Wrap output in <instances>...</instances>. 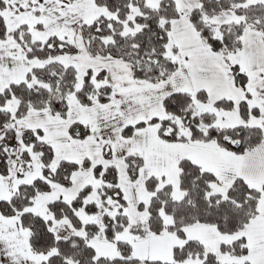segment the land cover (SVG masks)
I'll use <instances>...</instances> for the list:
<instances>
[{
    "label": "snow or ice",
    "instance_id": "snow-or-ice-1",
    "mask_svg": "<svg viewBox=\"0 0 264 264\" xmlns=\"http://www.w3.org/2000/svg\"><path fill=\"white\" fill-rule=\"evenodd\" d=\"M0 264H264V0H0Z\"/></svg>",
    "mask_w": 264,
    "mask_h": 264
}]
</instances>
